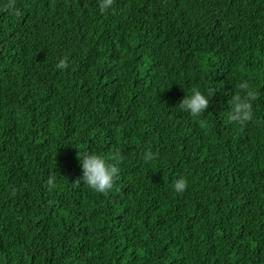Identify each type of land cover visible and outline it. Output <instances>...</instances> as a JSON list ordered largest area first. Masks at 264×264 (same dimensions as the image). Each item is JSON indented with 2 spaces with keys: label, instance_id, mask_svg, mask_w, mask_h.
<instances>
[{
  "label": "trees",
  "instance_id": "1",
  "mask_svg": "<svg viewBox=\"0 0 264 264\" xmlns=\"http://www.w3.org/2000/svg\"><path fill=\"white\" fill-rule=\"evenodd\" d=\"M0 264H264V0H0Z\"/></svg>",
  "mask_w": 264,
  "mask_h": 264
},
{
  "label": "clouds",
  "instance_id": "2",
  "mask_svg": "<svg viewBox=\"0 0 264 264\" xmlns=\"http://www.w3.org/2000/svg\"><path fill=\"white\" fill-rule=\"evenodd\" d=\"M113 2L114 0H99L100 10L102 12L108 11ZM66 66L65 60H61L57 65L59 68H65ZM237 87L240 91L233 95L230 100L229 119L244 124L254 118L253 100L256 93L247 80L240 81ZM211 97L210 94L193 89L191 94L186 95L181 101L180 107L193 117H197L208 109ZM119 158V152L115 154L114 158L94 150L85 152L80 157L83 174L82 177L77 179L76 183H81L82 180L83 184L97 192H107L113 187L115 178L120 171L118 167ZM49 183L55 187V178H50ZM173 187L178 193L184 192L188 187L187 178L176 179Z\"/></svg>",
  "mask_w": 264,
  "mask_h": 264
}]
</instances>
